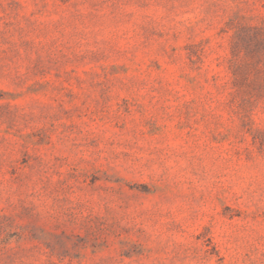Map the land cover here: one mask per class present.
Masks as SVG:
<instances>
[{
	"label": "rangeland",
	"instance_id": "374dc122",
	"mask_svg": "<svg viewBox=\"0 0 264 264\" xmlns=\"http://www.w3.org/2000/svg\"><path fill=\"white\" fill-rule=\"evenodd\" d=\"M0 264H264V0H0Z\"/></svg>",
	"mask_w": 264,
	"mask_h": 264
}]
</instances>
